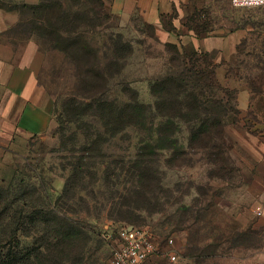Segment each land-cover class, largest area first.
<instances>
[{"label":"rangeland","instance_id":"rangeland-1","mask_svg":"<svg viewBox=\"0 0 264 264\" xmlns=\"http://www.w3.org/2000/svg\"><path fill=\"white\" fill-rule=\"evenodd\" d=\"M57 1L61 10L59 21L54 22L61 29L56 35L47 32L48 24L40 20L37 9L42 0H0V8L14 13L18 21L8 30L17 39L14 45L19 49L32 40L43 53L38 80L46 93L57 98L78 85L75 74L82 73L83 65L70 61L69 55L83 51L64 52L52 43L57 40L56 44L63 49L68 47L69 37L77 36L82 45L87 43L96 55V62L114 84L127 82L142 102L153 107L156 98L151 82L170 73L173 64L178 63L172 61L173 48L165 46V41L137 14L115 11L109 6L102 8L94 1ZM180 7L176 20L180 26L172 23L178 34L186 36L189 29L197 32V27L201 31L199 26H205L206 36L215 40L225 37L230 42L221 60L226 64L218 68L221 86L204 87L203 92L206 96L213 93L228 99L239 113L226 119L223 138H216L215 147L206 149L188 147L192 123L180 122L179 144H184L185 151L149 149L148 180L137 193L126 198L124 189L133 181L126 177L118 187L122 191L120 200L141 205L131 214L138 227L152 230L164 244L172 240L169 248L178 255L176 264H197L196 258L182 256L187 252L185 244L189 240H194L205 254L200 264H264V11L256 7L235 8L230 0H184ZM69 14L76 17L73 29L67 20ZM226 71L233 79H224ZM114 87L115 95L121 85ZM153 113H149L148 127L152 126ZM60 135L56 121L54 128L31 137L24 146L0 151V185L13 176L19 180L32 176L30 180L41 189L44 184L54 197L60 195L68 176L65 164L72 157L68 151L71 139L66 138L65 145ZM70 135L68 131L66 137ZM153 136L148 131L131 130L110 138L105 159L113 165L120 164V160L132 165L138 157L136 145L140 138L148 141ZM114 189L110 187L102 192L116 201L117 195L108 193ZM93 194L103 201L98 188ZM91 204L94 207L90 213L83 204L76 205L75 211L69 213L84 222L92 238L81 264H112L120 231L130 223L112 219L125 215L113 213L111 218V205L99 209L96 203ZM49 256L44 264H50ZM163 258L166 257H156L146 264H164L160 261Z\"/></svg>","mask_w":264,"mask_h":264},{"label":"trees","instance_id":"trees-1","mask_svg":"<svg viewBox=\"0 0 264 264\" xmlns=\"http://www.w3.org/2000/svg\"><path fill=\"white\" fill-rule=\"evenodd\" d=\"M87 1H94L102 8L109 6L105 0ZM183 2L184 0L181 1ZM37 10L42 23L49 26L47 32L57 35L61 25L59 27L54 20L59 21L60 3L57 0H42ZM67 20L71 29L75 28L74 14H69ZM172 23L173 20H170L167 29L176 32ZM146 25L156 34L153 25ZM183 26L186 27L185 24ZM199 27L202 30L199 31L197 27V32L189 29L193 32V37L206 36L205 26ZM55 41L52 40L55 48L60 47L64 52L74 49L83 51L69 55L70 61L83 65V74H75L78 85L57 98L52 94L53 115L55 123L58 122L60 140L66 145V141L71 139V144L67 142L71 148L67 150L72 153V157L65 164L68 176L62 193L57 197L44 184L41 189L36 182L31 181L32 176L20 180L13 176L5 185H0V264H44L49 255L50 264L83 263L86 248L92 238L84 222L69 215L70 211H75L76 205L83 204L87 213L94 207L92 202L99 209H106L111 205V218L114 217L113 213L125 215L112 219L138 227L133 223L134 217L131 214L141 208V205L136 202L127 204L120 200L122 191L118 187L126 181V177L133 179L131 186L124 189L127 198L144 186L149 178L147 171L150 167L147 151H185V146L179 144L178 137L182 133V121L192 123L189 128V148L215 147V139L221 140L225 134L226 119L239 113L228 99L213 93L206 96L203 92L204 87L221 86L218 68L226 63L216 61L215 51L196 49L184 43L182 38H179V43L165 41V46L173 48L172 61L177 60L178 63L173 64L174 68L170 73L160 75L151 82L152 93L156 98L153 107L142 102L127 82L114 84L106 76L105 69L96 62V55H93L87 43L82 45L77 36L69 37V45L63 49ZM91 55L94 61L90 60ZM224 79L229 81L233 77H228L226 71ZM115 85H121V89L114 95ZM149 113H153L150 127L147 126ZM131 130L140 133L148 131L154 136L148 141L140 138L139 142L142 144L138 145V142L136 145L139 152L132 165L127 166V162L123 160L118 161L120 164L113 165L112 161L105 159L110 138L114 139ZM68 131L71 135L66 137ZM80 137L85 140L81 141ZM110 187H116L108 192L110 196L117 195L116 201L114 198L108 199L109 196L102 192V189ZM95 188L104 196L103 201L94 198ZM185 249L187 252L182 256H191L197 259V264L201 263L205 254L194 240L187 241ZM160 261L164 264H176L168 258Z\"/></svg>","mask_w":264,"mask_h":264},{"label":"crops","instance_id":"crops-1","mask_svg":"<svg viewBox=\"0 0 264 264\" xmlns=\"http://www.w3.org/2000/svg\"><path fill=\"white\" fill-rule=\"evenodd\" d=\"M181 1L105 0L113 10L137 14L144 23L153 25L159 39L179 42V38H183L184 43L196 49L217 51L216 61L223 60L230 45L227 38L193 37L191 31L184 36L167 29L170 20L180 26L176 20L181 12ZM17 24L14 13L0 8V151L22 147L31 137L45 134L55 127L53 98L38 80L43 53L32 40L19 49L14 45L17 39L10 36L8 30Z\"/></svg>","mask_w":264,"mask_h":264},{"label":"built area","instance_id":"built-area-1","mask_svg":"<svg viewBox=\"0 0 264 264\" xmlns=\"http://www.w3.org/2000/svg\"><path fill=\"white\" fill-rule=\"evenodd\" d=\"M235 8H262L264 0H230ZM129 226V225H128ZM125 226L120 231V242L112 256V264H146L156 257H166L170 261H177V253L163 244L150 229L135 227L128 229Z\"/></svg>","mask_w":264,"mask_h":264},{"label":"water","instance_id":"water-1","mask_svg":"<svg viewBox=\"0 0 264 264\" xmlns=\"http://www.w3.org/2000/svg\"><path fill=\"white\" fill-rule=\"evenodd\" d=\"M132 228H133V225H129V226H128V229H132Z\"/></svg>","mask_w":264,"mask_h":264}]
</instances>
